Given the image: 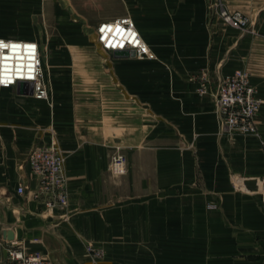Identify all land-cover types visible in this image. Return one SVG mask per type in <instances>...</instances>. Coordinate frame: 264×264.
<instances>
[{
  "label": "crops",
  "instance_id": "crops-1",
  "mask_svg": "<svg viewBox=\"0 0 264 264\" xmlns=\"http://www.w3.org/2000/svg\"><path fill=\"white\" fill-rule=\"evenodd\" d=\"M219 3L250 28L225 24ZM123 16L157 59L98 55L96 26ZM0 38L40 44L49 88L40 100L0 87L1 243L11 229L54 264H264V0H0ZM236 69L262 101L253 134L230 131L216 107ZM52 140L65 207L37 194L27 158ZM117 147L126 174L108 169Z\"/></svg>",
  "mask_w": 264,
  "mask_h": 264
},
{
  "label": "built area",
  "instance_id": "built-area-1",
  "mask_svg": "<svg viewBox=\"0 0 264 264\" xmlns=\"http://www.w3.org/2000/svg\"><path fill=\"white\" fill-rule=\"evenodd\" d=\"M218 16L231 27L248 30L252 24L250 16L239 10L230 11L223 4L216 5ZM97 41L102 50L112 54L126 53L138 59H157L140 34L136 22L130 16L103 20L95 28ZM5 45L0 47V87L19 86L37 99H48L49 88L43 78L42 52L40 44L32 39L0 38ZM15 46V47H13ZM199 92L206 93L211 80L208 72L201 74ZM215 97L216 107L223 122L232 132H257L256 118L261 110V98L245 69H236L231 74L221 75ZM32 173L37 177L38 195H46V205L65 207L68 205V177L65 172V157L55 140L49 144L34 146L27 155ZM128 157L117 147L110 157L108 169L114 175L128 172ZM26 191L23 184L17 192ZM2 237V235H1ZM6 264H54L46 256L27 251L22 245L8 241Z\"/></svg>",
  "mask_w": 264,
  "mask_h": 264
},
{
  "label": "rangeland",
  "instance_id": "rangeland-1",
  "mask_svg": "<svg viewBox=\"0 0 264 264\" xmlns=\"http://www.w3.org/2000/svg\"><path fill=\"white\" fill-rule=\"evenodd\" d=\"M216 5L211 7V10L215 9ZM96 35V33H95ZM45 45V42L43 43ZM96 46H97V50H98V55L102 56V57H106L107 59H114V54L110 53V52H106L105 50H102V48L100 47V45L98 44L97 41V35H96ZM42 67H43V76L45 73V62L44 59H42ZM8 260V249H7V245L4 243L0 242V264H6Z\"/></svg>",
  "mask_w": 264,
  "mask_h": 264
},
{
  "label": "water",
  "instance_id": "water-1",
  "mask_svg": "<svg viewBox=\"0 0 264 264\" xmlns=\"http://www.w3.org/2000/svg\"><path fill=\"white\" fill-rule=\"evenodd\" d=\"M2 237L6 241H14L15 240V233L11 229H4L1 232Z\"/></svg>",
  "mask_w": 264,
  "mask_h": 264
},
{
  "label": "snow or ice",
  "instance_id": "snow-or-ice-1",
  "mask_svg": "<svg viewBox=\"0 0 264 264\" xmlns=\"http://www.w3.org/2000/svg\"><path fill=\"white\" fill-rule=\"evenodd\" d=\"M5 45H3V43L2 42H0V47H4ZM13 47H15V46H13Z\"/></svg>",
  "mask_w": 264,
  "mask_h": 264
},
{
  "label": "bare ground",
  "instance_id": "bare-ground-1",
  "mask_svg": "<svg viewBox=\"0 0 264 264\" xmlns=\"http://www.w3.org/2000/svg\"><path fill=\"white\" fill-rule=\"evenodd\" d=\"M134 57V56H133Z\"/></svg>",
  "mask_w": 264,
  "mask_h": 264
}]
</instances>
